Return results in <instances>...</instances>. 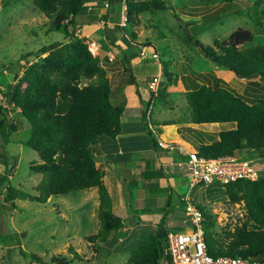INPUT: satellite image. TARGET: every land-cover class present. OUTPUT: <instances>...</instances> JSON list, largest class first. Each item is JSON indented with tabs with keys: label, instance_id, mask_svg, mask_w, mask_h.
Here are the masks:
<instances>
[{
	"label": "rangeland",
	"instance_id": "374dc122",
	"mask_svg": "<svg viewBox=\"0 0 264 264\" xmlns=\"http://www.w3.org/2000/svg\"><path fill=\"white\" fill-rule=\"evenodd\" d=\"M96 2L102 0H95ZM117 2L119 0L115 1L114 6ZM139 2H148L151 9L143 13L133 11L129 20L127 4ZM122 4V11L119 13L115 8L110 10L111 14H116L114 21L124 32L113 25L98 26L105 32L109 30L113 39L122 38L116 42L117 45L119 43L121 45L119 44L117 49L113 48L108 54L109 59L111 58L109 61L100 56L99 35L95 34L96 27L90 23L94 15L90 17V12L84 11L86 8L75 18L76 30L73 36L64 39L62 33L50 30L51 21L34 7L33 0H0V107L11 121L8 124L10 130L8 143L6 144L0 137V175L8 174L6 185L10 188L0 193V264H62L60 261L66 264H127L131 250L146 234L156 231L155 221L163 214L162 212L159 216L156 215L154 220L142 217V220L147 219L148 222L143 223L136 221L134 217H125L124 210L119 208L116 215L122 220V228L111 232L105 241L90 242L88 237L97 234L101 228L97 216L98 191L83 190L67 196L52 197L46 204L18 200L14 197L16 193L21 192L36 195V187L42 177L33 170L36 164H40L37 153L23 145L31 125L21 116L19 108L7 105L2 91L7 87V83L17 85L24 69L42 63L47 54L37 55V52L43 46L58 42L61 43L60 47H63L74 40L82 41L91 55L99 59V66L106 72L113 96L116 95L121 80L129 82L130 73L126 70L129 64L124 60L122 51L124 50L128 57L131 56V62L143 53L145 56L140 59L147 61L148 65L158 64V70L162 72V76L156 75L160 78L156 90L151 91L147 87L148 92L152 95L154 93L157 98H154L151 105L149 104L146 114L149 117V110L152 107L153 119L157 122L169 120L179 126H185L190 122L191 110L185 98L189 85L205 84L212 88L220 87L245 100L250 95L261 94L257 86H249L245 79L205 58L195 44L197 41L205 47L212 46L215 41H226L239 29L253 33L257 39L255 45L260 44L259 39H264L263 30L257 29L251 18L234 15L233 11L237 9L234 3L230 6L224 1L206 5L200 0H123ZM100 6L94 4L91 13L97 14L95 9ZM130 47L135 54L130 52ZM28 53L31 56L27 57ZM154 54L157 56L153 58ZM139 72V68L134 69L136 76L141 75ZM86 83L85 81L80 86ZM25 88L26 84H21V91ZM149 130L151 132V128ZM202 131L207 132V135L213 134L211 136L217 134L216 130L209 127L194 132L199 135L206 134ZM221 131L228 130L223 127ZM178 132L187 148L200 151L201 144L195 135L182 128ZM161 133V131L152 133L153 141H158ZM161 139L164 141L163 137ZM237 158L252 161L258 171L254 179H264V157L258 158L255 153L247 150L239 152ZM130 174V169L124 171L126 180L133 177ZM135 180L130 181V201L136 196L137 190L143 186L145 190L149 188L144 185L147 179L138 180L135 177ZM194 186L188 191L189 196L183 199L185 203H178L179 207L183 208L181 210L183 214L179 211L175 217L169 215L167 219L169 232H181L190 228L189 206L210 215L214 221L213 231L221 237L224 236V232H232L234 227L245 221L244 202L230 204L226 199L224 185ZM153 188L155 191L163 192L156 181ZM116 192L111 194L113 200L118 197ZM149 194L148 196H151ZM157 197L166 203V193H160ZM189 197L191 203H187ZM171 198L173 199V196ZM161 204L163 206V203ZM183 217H186V220ZM174 219V222H179L171 223ZM183 219L184 225L181 224ZM159 264H163V258Z\"/></svg>",
	"mask_w": 264,
	"mask_h": 264
},
{
	"label": "trees",
	"instance_id": "16d2710c",
	"mask_svg": "<svg viewBox=\"0 0 264 264\" xmlns=\"http://www.w3.org/2000/svg\"><path fill=\"white\" fill-rule=\"evenodd\" d=\"M89 1L33 0V5L51 21V31L70 39L76 30L75 18ZM215 1H224L230 6L234 3L237 6L234 15L251 18L257 29L264 32V0H200L206 5ZM111 8L103 20L110 17ZM150 9L148 2L128 3V19L131 20L133 11L143 13ZM104 40L102 46L105 50L117 49V41L110 37L109 30L105 32ZM256 40L250 31L239 29L226 41H215L212 46L205 47L195 41L205 58L261 90L260 95H250L245 100L220 87L189 85L185 98L191 110L190 123L236 125L230 131L218 133V140L201 146L197 152L199 156L237 157L239 152L248 150L258 158L264 157V39H259L260 44L255 45ZM60 45L57 42L40 48L37 55L47 54L42 63L24 69L19 83L15 86L7 83L2 91L7 105L19 108L21 116L31 125L23 145L37 153L40 164H36L33 170L42 177L36 195L21 192L14 197L46 204L52 197L97 189V216L101 228L88 240L105 241L111 232L122 228V220L114 213L104 176L96 167L94 148L102 139L114 140L120 134L124 109L111 103V86L106 72L88 47L79 40L63 47ZM124 52V60L129 64L126 70L130 73V81L135 83L131 56ZM85 81L87 83L80 86ZM23 83L26 88L21 91ZM9 123L10 119L0 107V137L6 144L10 137ZM7 182L8 174H1L0 193L10 189ZM224 188L230 204L244 202L245 221L221 237L213 231V218L199 209L209 255L264 262V179L239 180L224 185ZM167 208L155 221L156 231L146 234L131 250L127 264H159L162 258H166Z\"/></svg>",
	"mask_w": 264,
	"mask_h": 264
},
{
	"label": "crops",
	"instance_id": "0c3cea01",
	"mask_svg": "<svg viewBox=\"0 0 264 264\" xmlns=\"http://www.w3.org/2000/svg\"><path fill=\"white\" fill-rule=\"evenodd\" d=\"M115 1L116 0H102V2L95 3V0H90L86 9H84V11L90 12V17L94 15L90 23L93 25V27H96L94 28V32L95 34L99 35V39L102 42H104L103 37L105 36V31L98 26L113 25L114 27H119L114 21L116 15L115 13L110 14V17L106 22L102 18L107 14V10L112 6L115 8L116 12L119 13L120 10L122 11L123 0H119L117 5L114 6ZM94 4L101 5L95 9L97 14L91 13ZM119 28L121 32H124L121 27ZM99 39V53L101 57L104 55V60L107 59L110 61L111 58L109 59L108 54L111 51L105 50L102 46V42ZM119 40H122V38L120 37L118 40H116L117 43ZM119 44L121 45V43ZM119 44H116L117 47L120 46ZM123 49H125V45H123ZM130 52L135 53V51L132 50ZM114 58L117 59V57ZM146 63L147 61H142L138 57L134 58L131 62L133 74L134 69L139 68V73L141 75L136 76V74H134L136 78L135 83L131 82L130 78L128 83H125L124 80H121L122 82L117 86L116 95H111V103L114 106H122L124 109V114L121 118L120 134L114 140L102 139L94 148L97 169L100 170L104 176L103 180L107 186L110 198L114 202V204H112L114 213L116 214V210L120 208L124 210L125 217H134L136 221H141L143 223L147 222V219L142 220V217L151 218L150 220H154V217L156 215L159 216L162 212H164L166 207H168L167 219L170 217V214L175 217V215L178 214L177 212H181L183 209L179 207L180 205L178 203H185L183 199L185 196H189L188 191H191L195 187L192 185V183L190 184L189 174L185 168L187 156L181 152V150L194 151V149L187 148V146L182 143L178 130L180 131L181 128L186 131L189 130L191 134L197 137L201 146H203L218 140L217 134L223 132L221 131V128L224 127L230 131L236 127V125L232 123H211L197 125L189 122L185 126H179L169 122V120H165V122H157L153 119L152 107L148 117L146 114L148 106L149 104L151 105L154 101V98L157 97L154 96V93L152 95L148 92L147 83L152 77L156 75L162 76V72L158 70V64L153 63L152 65H148L149 63ZM152 68H155V70H152ZM141 79L142 81H140ZM205 127L213 128L217 131V134L211 136L213 134L209 133V135H207V132L202 131L206 134L199 135L194 132ZM150 128L151 132L149 130ZM158 131L162 132L161 136L158 138V141H153L151 135L152 133ZM161 137H163L164 141L161 139ZM161 143H165V145H169L171 148L163 147ZM129 169L131 171L130 175H133V177H129V180H126L127 177L124 176V171ZM134 176L137 177L138 180L143 178L147 179L144 185L149 188L148 190H145L143 186L142 189L137 190L136 196L130 201V181H136ZM155 181L159 186L162 187L164 194H167L166 203L157 197V195L163 192L155 191L153 188ZM90 190L97 191V189ZM115 192L117 193L118 197L116 200H113L111 194ZM148 193H150L149 195L151 196H148ZM146 195L148 197L144 198ZM171 196H173V199ZM188 200L191 201L190 197ZM115 201L117 205H115ZM161 203H163L164 207ZM117 206L118 208H116ZM180 214L183 213L181 212ZM184 219L186 220V217ZM184 219L181 223L182 225H184ZM174 221L175 219L171 221V223ZM177 222L179 221L174 223L177 224Z\"/></svg>",
	"mask_w": 264,
	"mask_h": 264
},
{
	"label": "built area",
	"instance_id": "2783aa9c",
	"mask_svg": "<svg viewBox=\"0 0 264 264\" xmlns=\"http://www.w3.org/2000/svg\"><path fill=\"white\" fill-rule=\"evenodd\" d=\"M141 57L145 55L140 53ZM157 56L153 55V58ZM160 83L158 76L152 77L147 87L155 91ZM163 147L171 148L161 143ZM187 156L185 167L190 174L193 185L222 184L226 185L239 180L256 181L257 168L252 161H243L234 156L206 158L195 151L181 150ZM191 203L189 200L187 203ZM190 228L181 232H169L166 238L163 264H264L242 257H212L209 255L202 230V214L198 209L189 206Z\"/></svg>",
	"mask_w": 264,
	"mask_h": 264
},
{
	"label": "clouds",
	"instance_id": "9594fccd",
	"mask_svg": "<svg viewBox=\"0 0 264 264\" xmlns=\"http://www.w3.org/2000/svg\"><path fill=\"white\" fill-rule=\"evenodd\" d=\"M140 55V54H139ZM140 58H142L141 56H139ZM151 110V109H150ZM150 110H149V112H150ZM165 144V143H164ZM196 152V151H195Z\"/></svg>",
	"mask_w": 264,
	"mask_h": 264
},
{
	"label": "water",
	"instance_id": "95a60500",
	"mask_svg": "<svg viewBox=\"0 0 264 264\" xmlns=\"http://www.w3.org/2000/svg\"><path fill=\"white\" fill-rule=\"evenodd\" d=\"M238 77L242 78L241 76H238Z\"/></svg>",
	"mask_w": 264,
	"mask_h": 264
}]
</instances>
